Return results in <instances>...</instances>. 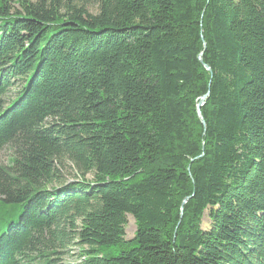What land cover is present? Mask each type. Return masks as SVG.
I'll return each mask as SVG.
<instances>
[{"label": "trees", "instance_id": "1", "mask_svg": "<svg viewBox=\"0 0 264 264\" xmlns=\"http://www.w3.org/2000/svg\"><path fill=\"white\" fill-rule=\"evenodd\" d=\"M2 150L0 264H264V0H0Z\"/></svg>", "mask_w": 264, "mask_h": 264}, {"label": "rangeland", "instance_id": "2", "mask_svg": "<svg viewBox=\"0 0 264 264\" xmlns=\"http://www.w3.org/2000/svg\"><path fill=\"white\" fill-rule=\"evenodd\" d=\"M15 7H17L15 5ZM91 10V13H94L96 12V8L93 7V8H90ZM15 91H16V87H14L12 89V92L7 95V98H6V102H8L9 99H12L14 97V94H15ZM203 101H204V98H201L198 105H197V108L199 107L200 104H203ZM8 158H9V155H8V152L7 151H0V163H5L8 161ZM69 168V170H71V167L70 165L67 166ZM69 170L68 172H64L65 175L68 174V175H71L69 173ZM73 173V172H72ZM70 176H66V178H69ZM88 179H90V176H87ZM68 181H71L70 179H68ZM209 226H210V221L208 220V211H206L204 213V216H203V219L201 221V229L202 230H208L209 229ZM135 233H136V225L134 223V220L130 217V216H126V225H125V239L126 240H129V239H132L134 236H135ZM80 248H78L77 246H73L69 249V252L70 254H72L73 256H67V257H64V262L62 263H72V262H75L76 261V256L79 254L80 252Z\"/></svg>", "mask_w": 264, "mask_h": 264}, {"label": "water", "instance_id": "3", "mask_svg": "<svg viewBox=\"0 0 264 264\" xmlns=\"http://www.w3.org/2000/svg\"><path fill=\"white\" fill-rule=\"evenodd\" d=\"M203 47H204V46H203ZM199 61H200V63H202L201 60H199ZM204 68H205L207 71H209V69H208L206 66H204ZM201 106H202V104H200L199 107L197 108L198 113H199V111H200ZM198 116H199V115H198ZM199 119H200V122L204 125V123H203V121H202V119H201L200 116H199ZM184 203H185V201L182 203V205H184Z\"/></svg>", "mask_w": 264, "mask_h": 264}, {"label": "bare ground", "instance_id": "4", "mask_svg": "<svg viewBox=\"0 0 264 264\" xmlns=\"http://www.w3.org/2000/svg\"><path fill=\"white\" fill-rule=\"evenodd\" d=\"M94 80V79H93Z\"/></svg>", "mask_w": 264, "mask_h": 264}]
</instances>
